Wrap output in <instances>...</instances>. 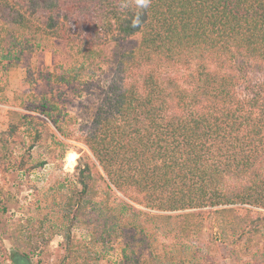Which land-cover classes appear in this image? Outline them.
Returning a JSON list of instances; mask_svg holds the SVG:
<instances>
[{
  "label": "trees",
  "instance_id": "obj_1",
  "mask_svg": "<svg viewBox=\"0 0 264 264\" xmlns=\"http://www.w3.org/2000/svg\"><path fill=\"white\" fill-rule=\"evenodd\" d=\"M0 20L4 30L11 24L74 48L141 36L118 62L84 137L109 184L80 166L82 189L65 206L71 222H95L87 212L113 187L158 212L216 209L220 238L236 243L231 207L264 209V0H0ZM15 128L0 133V153L10 152ZM29 160L21 163L27 174ZM240 220L244 232L264 235L262 213ZM67 243L62 264L79 251L71 236Z\"/></svg>",
  "mask_w": 264,
  "mask_h": 264
},
{
  "label": "rangeland",
  "instance_id": "obj_2",
  "mask_svg": "<svg viewBox=\"0 0 264 264\" xmlns=\"http://www.w3.org/2000/svg\"><path fill=\"white\" fill-rule=\"evenodd\" d=\"M0 41V133L16 127L8 138L10 152L0 153V264H62L68 236L80 244L72 264H264V235L240 228L241 216H264V209L231 207L230 236L237 244L220 238L216 209L158 212L113 187L110 198L97 197L87 212L95 222H71L74 212L65 206L82 189L78 168L88 164L106 178L101 187L109 184L84 137L118 62L138 49L140 35L74 48L10 24L8 30L0 27ZM64 73L70 82H58ZM0 138L4 143L7 137ZM5 153L11 155L4 161ZM70 153L76 156L72 167ZM22 159H30L23 167L34 170L24 173ZM101 200L108 205L103 211ZM24 245L31 249L23 252Z\"/></svg>",
  "mask_w": 264,
  "mask_h": 264
},
{
  "label": "bare ground",
  "instance_id": "obj_3",
  "mask_svg": "<svg viewBox=\"0 0 264 264\" xmlns=\"http://www.w3.org/2000/svg\"><path fill=\"white\" fill-rule=\"evenodd\" d=\"M68 159H69V163H68V165H69L70 167H72L73 164L75 163V160H76V156H75V154H74V153H70V158H68Z\"/></svg>",
  "mask_w": 264,
  "mask_h": 264
}]
</instances>
